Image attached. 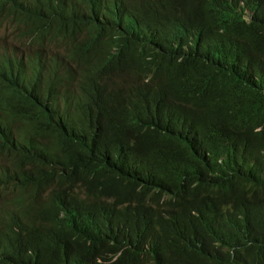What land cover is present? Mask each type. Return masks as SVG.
<instances>
[{
    "label": "trees",
    "instance_id": "obj_1",
    "mask_svg": "<svg viewBox=\"0 0 264 264\" xmlns=\"http://www.w3.org/2000/svg\"><path fill=\"white\" fill-rule=\"evenodd\" d=\"M0 264H264V0H0Z\"/></svg>",
    "mask_w": 264,
    "mask_h": 264
},
{
    "label": "rangeland",
    "instance_id": "obj_2",
    "mask_svg": "<svg viewBox=\"0 0 264 264\" xmlns=\"http://www.w3.org/2000/svg\"><path fill=\"white\" fill-rule=\"evenodd\" d=\"M1 34H2V32L0 33V35H1ZM7 41H8V40H1V41H0V44H2V43H3V44H4V43H7Z\"/></svg>",
    "mask_w": 264,
    "mask_h": 264
}]
</instances>
